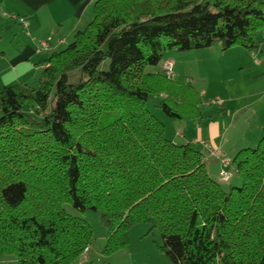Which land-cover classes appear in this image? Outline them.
<instances>
[{
	"label": "trees",
	"instance_id": "16d2710c",
	"mask_svg": "<svg viewBox=\"0 0 264 264\" xmlns=\"http://www.w3.org/2000/svg\"><path fill=\"white\" fill-rule=\"evenodd\" d=\"M258 32L264 0H97L87 29L46 60L37 89L0 88V258L82 255L92 230L69 204L96 210L110 251L147 224L172 264H264V139L234 156L243 187L226 193L203 155L168 140L146 108L153 80L168 78L150 69L168 52L256 51ZM178 91L184 105L202 104L190 86ZM166 96L156 107L180 120V102Z\"/></svg>",
	"mask_w": 264,
	"mask_h": 264
},
{
	"label": "crops",
	"instance_id": "0c3cea01",
	"mask_svg": "<svg viewBox=\"0 0 264 264\" xmlns=\"http://www.w3.org/2000/svg\"><path fill=\"white\" fill-rule=\"evenodd\" d=\"M96 2L0 0V88L16 84L30 87V83L39 82L49 56L62 51L70 37L90 25ZM12 17L23 18L27 29ZM256 40L260 43L256 51L236 44L227 51L214 45L203 50L168 52L163 63L173 61L171 79L164 75L163 63L150 69L167 78H161L158 84L153 80L158 94L151 101L153 106L168 94L181 104L174 105L180 120L153 112L164 125L167 138L199 151L209 177L219 181L223 159L232 161L239 151L255 149L264 139V32H258ZM185 85L198 95L201 105H184L178 89ZM230 182L231 178L224 184L231 187L230 191H238Z\"/></svg>",
	"mask_w": 264,
	"mask_h": 264
},
{
	"label": "rangeland",
	"instance_id": "374dc122",
	"mask_svg": "<svg viewBox=\"0 0 264 264\" xmlns=\"http://www.w3.org/2000/svg\"><path fill=\"white\" fill-rule=\"evenodd\" d=\"M74 36L68 39V43L62 47L65 50L73 43ZM107 69V62L101 66L100 70ZM205 82H210L206 80ZM205 84V83H201ZM30 87L37 89L38 82L30 83ZM155 97H151L146 104V108L158 113L161 111L154 108L153 101ZM155 110V111H154ZM159 114V115H160ZM158 118V117H157ZM166 138L168 137L165 134ZM168 139V138H167ZM169 140V139H168ZM178 143V142H177ZM234 156H232V159ZM230 185L237 186V190H241L243 182L241 177L232 170ZM212 180L218 182L217 177H211ZM221 189L226 192H232L231 187L219 181ZM226 183V182H225ZM235 190V189H234ZM63 209L70 215L84 220L92 230V242L88 247V252L76 257L70 264H172L168 256L163 252V241L160 232L157 229H151L147 224H138L130 228L127 234V243L125 246L107 250L108 232L103 226L99 214L93 208L87 209L84 213L78 212L71 205L65 204ZM0 264H19L18 260L13 256L0 258Z\"/></svg>",
	"mask_w": 264,
	"mask_h": 264
},
{
	"label": "built area",
	"instance_id": "2783aa9c",
	"mask_svg": "<svg viewBox=\"0 0 264 264\" xmlns=\"http://www.w3.org/2000/svg\"><path fill=\"white\" fill-rule=\"evenodd\" d=\"M12 19L16 20L18 23H20L25 29H27V24L25 23L23 18L20 17H12ZM43 47H46L43 45ZM163 71L166 77L172 78L173 77V71H174V63L171 60H167L163 64ZM217 104H220V102H216ZM204 148L206 150H209L211 155H215L214 151L212 149L207 148L205 144H203ZM231 161L229 159H223L221 161V170H220V181L225 183L228 182L232 176L231 170ZM88 249L84 251V253H87Z\"/></svg>",
	"mask_w": 264,
	"mask_h": 264
}]
</instances>
